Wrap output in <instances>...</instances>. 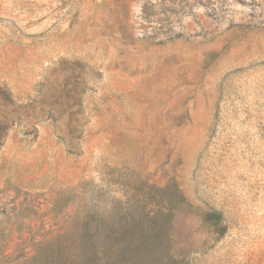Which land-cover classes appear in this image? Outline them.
Wrapping results in <instances>:
<instances>
[{"label":"rangeland","instance_id":"rangeland-1","mask_svg":"<svg viewBox=\"0 0 264 264\" xmlns=\"http://www.w3.org/2000/svg\"><path fill=\"white\" fill-rule=\"evenodd\" d=\"M0 264H264V0H0Z\"/></svg>","mask_w":264,"mask_h":264},{"label":"trees","instance_id":"trees-1","mask_svg":"<svg viewBox=\"0 0 264 264\" xmlns=\"http://www.w3.org/2000/svg\"><path fill=\"white\" fill-rule=\"evenodd\" d=\"M221 218V214L219 212H216V211H210L208 213H206V216H205V219L206 220H211L213 222L215 221H218L219 219ZM216 223V222H215ZM92 238L94 240V236L92 235ZM96 238V237H95ZM153 246V245H152ZM159 247L158 246H155L154 249H156V251H158ZM152 250V249H151ZM91 252V251H90ZM94 253H99L100 254V251H97L95 250ZM170 258V256L168 257ZM173 258H175V256H173ZM162 261H165V257H162Z\"/></svg>","mask_w":264,"mask_h":264}]
</instances>
